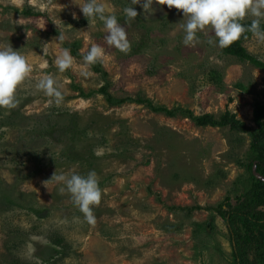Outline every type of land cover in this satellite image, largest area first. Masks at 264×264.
<instances>
[{"label": "rangeland", "instance_id": "1", "mask_svg": "<svg viewBox=\"0 0 264 264\" xmlns=\"http://www.w3.org/2000/svg\"><path fill=\"white\" fill-rule=\"evenodd\" d=\"M77 2L85 0H0V46L33 66L19 104L0 108V264H233L231 231L215 209L236 206L264 181L253 149L264 70L210 44V30L185 46L183 10L154 3L145 13L143 0H103L127 31L130 51L121 52ZM128 6L138 12L131 22ZM94 45L104 56L88 67L83 56ZM244 46L264 61L253 35ZM65 48L74 64L60 73L54 61ZM49 74L59 105L35 89ZM205 114L230 123L201 125ZM91 171L104 193L95 224L51 179Z\"/></svg>", "mask_w": 264, "mask_h": 264}, {"label": "clouds", "instance_id": "2", "mask_svg": "<svg viewBox=\"0 0 264 264\" xmlns=\"http://www.w3.org/2000/svg\"><path fill=\"white\" fill-rule=\"evenodd\" d=\"M78 3V2H77ZM167 5L169 8L183 10L186 22L183 25L185 46L193 47L199 43L198 33L210 30L214 32L216 40H209L210 44L218 42L220 48H227L239 40L246 33L251 32L258 43L264 44V0H143L145 13L152 12L153 5ZM80 5L83 15L90 21L99 19L106 31V41L110 46L121 52L130 51V42L125 27L119 22L118 16L109 11L103 0H85ZM132 5L141 4V0H131ZM127 22L136 19L138 12L134 6L124 8ZM246 18H252L250 25L242 23ZM44 28V27H43ZM62 34L59 40H63ZM104 49L94 45L83 56L84 63L91 67L102 61ZM60 73L65 72L74 64V57L70 49L65 48L54 61ZM33 66L27 58L9 44L0 46V108L11 109L19 104L17 96L19 87L31 78ZM83 76L89 72L81 70ZM38 92L51 97L49 104L62 103L64 97L57 80L53 75L41 77L35 84ZM60 185V193L68 192L76 206L84 214L89 224H95L94 207L99 206L103 196L99 179L95 171L87 175L72 173L71 175H54Z\"/></svg>", "mask_w": 264, "mask_h": 264}, {"label": "trees", "instance_id": "3", "mask_svg": "<svg viewBox=\"0 0 264 264\" xmlns=\"http://www.w3.org/2000/svg\"><path fill=\"white\" fill-rule=\"evenodd\" d=\"M29 13L35 15L31 11H29ZM242 23L250 25L251 21H242ZM262 27H264V25H262ZM250 35H252L251 32L246 33V35L235 41L231 46L223 49L226 53L250 61L255 66L264 70V61L257 59L244 46L245 40ZM153 109L157 112H165L168 115H173L175 113L174 110L165 107H154ZM254 118L258 130L253 131V149L258 152L257 168L258 171H260L264 167V147L261 145L264 139V103L256 104ZM196 120L201 125L209 124L211 126H225L230 123L228 120H224L223 122L217 121L211 114L197 117ZM236 125L244 130L246 129L243 124L237 123ZM244 198V201H240L236 206L229 201H226L220 204L215 210L227 223L231 231L235 251V260L233 264H264V211L259 210L261 204H264V181L257 180L256 187H254ZM239 219H243L245 224L254 228V237L249 234L241 233L240 226L237 224ZM256 237L257 241L254 242ZM255 249L260 254L259 258L251 260L245 256V253H249Z\"/></svg>", "mask_w": 264, "mask_h": 264}]
</instances>
